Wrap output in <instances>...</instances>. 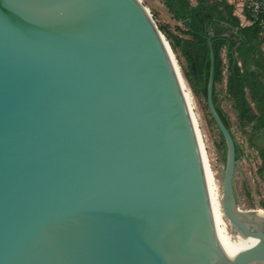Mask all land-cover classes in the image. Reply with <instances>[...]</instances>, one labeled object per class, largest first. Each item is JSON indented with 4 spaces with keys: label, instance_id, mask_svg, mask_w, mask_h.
I'll return each instance as SVG.
<instances>
[{
    "label": "water",
    "instance_id": "1",
    "mask_svg": "<svg viewBox=\"0 0 264 264\" xmlns=\"http://www.w3.org/2000/svg\"><path fill=\"white\" fill-rule=\"evenodd\" d=\"M223 133L216 234L206 157L174 52L142 0H0V264H264ZM187 83V82H186Z\"/></svg>",
    "mask_w": 264,
    "mask_h": 264
},
{
    "label": "trees",
    "instance_id": "2",
    "mask_svg": "<svg viewBox=\"0 0 264 264\" xmlns=\"http://www.w3.org/2000/svg\"><path fill=\"white\" fill-rule=\"evenodd\" d=\"M161 1L185 29L178 34L161 25L159 28L176 54L188 86L205 101L210 121L226 149L223 133L207 105L212 43L214 105L235 138L230 118L220 103L218 85H224L225 97L232 101L237 112L239 128L261 159L257 173L264 176V146L257 144L264 133V26L247 8V2L241 16L236 4L229 0ZM235 142L236 158L241 160L244 148Z\"/></svg>",
    "mask_w": 264,
    "mask_h": 264
},
{
    "label": "rangeland",
    "instance_id": "3",
    "mask_svg": "<svg viewBox=\"0 0 264 264\" xmlns=\"http://www.w3.org/2000/svg\"><path fill=\"white\" fill-rule=\"evenodd\" d=\"M142 1L150 10L158 26L161 25L178 34H181V29H185L184 25L172 17L161 0ZM174 55L182 72L180 62L175 53ZM189 89L195 103L194 113L198 123L197 126L199 128L201 142L206 157V164L213 172L222 196V180L226 166V149L221 142V138L217 133L215 126L210 121L205 101L201 97L194 95L190 87ZM224 90V85H218L221 106L230 118L232 130L235 134V140L244 148V156L238 161L235 177V187L238 198L241 202V208L244 210L258 209L264 211V176H260L257 173L261 159L259 158L257 151L250 146L247 136H245L240 130L237 112L233 108L232 101L225 97ZM225 219L228 231L229 233H232L230 221L227 218Z\"/></svg>",
    "mask_w": 264,
    "mask_h": 264
},
{
    "label": "bare ground",
    "instance_id": "4",
    "mask_svg": "<svg viewBox=\"0 0 264 264\" xmlns=\"http://www.w3.org/2000/svg\"><path fill=\"white\" fill-rule=\"evenodd\" d=\"M184 86H185V91L187 92L189 103L194 113L195 103L193 101L191 91L186 82L184 83ZM194 116H195V113H194ZM206 167H207V164H206ZM207 177H208V184H209V194H210L211 204H212L214 225H215L216 234H217L220 244L230 255L237 254L241 251H244L250 248L257 242V239L255 238L244 239L238 234L237 235L233 234V230H232V233H229L227 222L225 219L227 217H225V214L223 212L222 196H221V192L219 189V185L216 182L213 172L208 167H207Z\"/></svg>",
    "mask_w": 264,
    "mask_h": 264
},
{
    "label": "built area",
    "instance_id": "5",
    "mask_svg": "<svg viewBox=\"0 0 264 264\" xmlns=\"http://www.w3.org/2000/svg\"><path fill=\"white\" fill-rule=\"evenodd\" d=\"M247 8L264 26V0H246Z\"/></svg>",
    "mask_w": 264,
    "mask_h": 264
},
{
    "label": "crops",
    "instance_id": "6",
    "mask_svg": "<svg viewBox=\"0 0 264 264\" xmlns=\"http://www.w3.org/2000/svg\"><path fill=\"white\" fill-rule=\"evenodd\" d=\"M229 1L234 2L236 4L237 13L242 16V12H243L244 6L246 4V0H229ZM263 49H264V45H263ZM259 139L260 140L258 141L257 144L259 146H264V133H262L260 135Z\"/></svg>",
    "mask_w": 264,
    "mask_h": 264
}]
</instances>
